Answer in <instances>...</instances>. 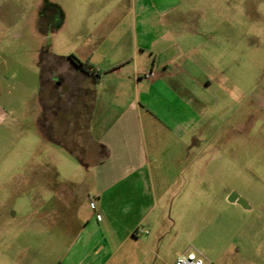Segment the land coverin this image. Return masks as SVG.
I'll return each mask as SVG.
<instances>
[{
    "label": "crops",
    "instance_id": "crops-1",
    "mask_svg": "<svg viewBox=\"0 0 264 264\" xmlns=\"http://www.w3.org/2000/svg\"><path fill=\"white\" fill-rule=\"evenodd\" d=\"M95 1L70 0L66 7L56 2L55 13L64 17L55 48L41 64L36 124L44 142L66 152L90 177L77 203L85 207H65L77 198L50 188L61 202L44 205L38 215L64 233L45 243L59 251L54 264H158L154 249L167 229L180 223L187 234V212L204 213L187 210L183 201L170 225L164 218L167 197L187 200V184H195L193 196L202 200L214 194L213 187L207 194L201 185L221 184L208 175L223 163L225 146L224 129L216 128L223 86L217 56L238 51L239 33L219 0L210 6L215 13L198 19L187 18L185 0L171 6L159 0ZM71 56L90 63L97 81L82 74ZM151 71L155 77L147 79ZM227 120L240 128L233 115ZM226 135L234 155L238 134L231 129ZM223 195L234 216L252 211L242 196ZM229 221L222 232L238 240L240 227L248 225ZM248 233L242 237L247 241ZM65 236L71 238L66 245Z\"/></svg>",
    "mask_w": 264,
    "mask_h": 264
},
{
    "label": "rangeland",
    "instance_id": "rangeland-1",
    "mask_svg": "<svg viewBox=\"0 0 264 264\" xmlns=\"http://www.w3.org/2000/svg\"><path fill=\"white\" fill-rule=\"evenodd\" d=\"M57 1L66 7L70 0H0V264H54L58 259L59 251L55 253V248L45 243L64 233L38 215L44 205L53 208L61 202L50 188L77 198L65 207H85L77 203L90 177L66 152L44 142L36 129L42 54L53 52L57 23L64 17L54 11ZM115 1L109 0L111 5ZM159 1L172 5V0ZM215 1L185 0L187 18L212 15L215 10L210 6ZM219 1L224 4L223 15L234 21V31L239 33L238 51L217 56L223 86L217 110L222 120L218 119L216 128L224 129L225 146L223 163L208 175L218 176L221 184L201 185L208 188L207 194L213 187L214 194L202 200L193 196L195 184H187V200L177 194L167 197L164 218L170 225L183 201H187V210L204 213L189 216L187 212V234L184 225L179 228L180 223L167 229L159 249H154L158 264H173L184 251L200 253L211 264H264V0ZM107 9L106 3L102 11ZM232 115L240 128L235 121L234 126H228ZM231 129L238 134L234 155L226 135ZM194 170L189 169L187 175ZM229 192L250 203V214L234 216L229 212L232 208L221 197ZM87 206L94 208L93 204ZM229 220L248 225L240 227L238 240H232L233 232L228 237L222 232L221 226ZM44 226L51 230L43 231ZM249 230L253 233L247 241L242 237ZM69 240L70 236L62 237L65 245Z\"/></svg>",
    "mask_w": 264,
    "mask_h": 264
},
{
    "label": "built area",
    "instance_id": "built-area-1",
    "mask_svg": "<svg viewBox=\"0 0 264 264\" xmlns=\"http://www.w3.org/2000/svg\"><path fill=\"white\" fill-rule=\"evenodd\" d=\"M147 79H152L155 77L153 71L145 74ZM173 264H211L202 254L195 253L192 251H186L180 254L174 261Z\"/></svg>",
    "mask_w": 264,
    "mask_h": 264
},
{
    "label": "trees",
    "instance_id": "trees-1",
    "mask_svg": "<svg viewBox=\"0 0 264 264\" xmlns=\"http://www.w3.org/2000/svg\"><path fill=\"white\" fill-rule=\"evenodd\" d=\"M45 54L46 53L42 54L41 64H42V62H43V60L45 58ZM70 58L72 59V61L74 62L75 66L79 69V71L82 74H84V75H86L88 77H92L94 81H97L98 76L93 73L92 66H91L90 63L83 62V61L79 60L78 58H76L75 56H71Z\"/></svg>",
    "mask_w": 264,
    "mask_h": 264
}]
</instances>
